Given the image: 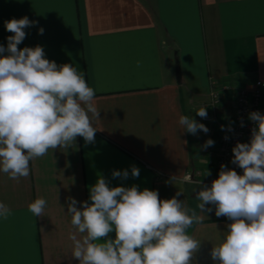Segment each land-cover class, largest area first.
Here are the masks:
<instances>
[{
  "label": "crops",
  "instance_id": "crops-1",
  "mask_svg": "<svg viewBox=\"0 0 264 264\" xmlns=\"http://www.w3.org/2000/svg\"><path fill=\"white\" fill-rule=\"evenodd\" d=\"M24 16L38 24L25 29L18 47L40 45L47 59L82 71L101 119L94 143L77 137L66 150H49L30 161V175L19 181L0 173V202L11 210L0 217V264H79L71 254L68 197L78 208L91 203L98 177L110 187L157 190L162 200L181 191L178 199L201 214L196 192L211 186L206 181L233 96H225L212 123L196 111L214 114L207 105L213 87L239 90L264 81V0H0V45L6 48L12 35L4 22ZM181 115L211 131L187 133ZM208 139L214 145L205 148ZM133 166L139 177L131 175ZM114 170L129 176L114 178ZM187 173L192 183L183 182ZM38 197L47 201L40 217L28 208ZM206 207L213 211L186 230L200 241L192 264H214L211 250L231 223Z\"/></svg>",
  "mask_w": 264,
  "mask_h": 264
},
{
  "label": "clouds",
  "instance_id": "clouds-1",
  "mask_svg": "<svg viewBox=\"0 0 264 264\" xmlns=\"http://www.w3.org/2000/svg\"><path fill=\"white\" fill-rule=\"evenodd\" d=\"M35 24L38 21L27 16L5 21L12 35L7 37L6 48L0 45V173L16 181L27 178L30 161L49 150H66L75 145L77 137L86 145L94 143V122L101 119L95 91L82 71L47 59L40 45L18 47L26 38L25 29ZM43 32L39 28V34ZM196 115L206 119V108ZM249 119L255 125L250 142H237L232 148L231 163L242 174L222 164L211 186L196 192L201 214L178 199L181 191L162 200L157 190H140L136 185L110 187L103 177L90 187L91 203L79 202L82 206L78 208V201L68 197L66 214L75 230L69 233L73 258L79 264H192L200 241L186 230L201 223L202 214L213 211L206 206L213 205L217 217L231 221L221 242L211 250L214 264H264V114L253 111ZM178 123L192 135L209 131L187 115L179 116ZM213 145L208 139L203 147ZM139 174L133 166L131 175ZM112 176L127 179L129 172L114 170ZM183 182L193 181L185 175ZM46 207L43 197L28 205L36 217L43 216ZM10 212L0 202V217L7 219ZM113 232L114 238L110 236Z\"/></svg>",
  "mask_w": 264,
  "mask_h": 264
},
{
  "label": "built area",
  "instance_id": "built-area-1",
  "mask_svg": "<svg viewBox=\"0 0 264 264\" xmlns=\"http://www.w3.org/2000/svg\"><path fill=\"white\" fill-rule=\"evenodd\" d=\"M228 94H232L233 101L229 104L230 112L226 123L220 125L223 126V130L221 128L218 136L214 172L212 177L206 181L208 185H211L212 181L218 178L222 164L234 169L238 174H242V169L231 163L234 155L232 148L237 142H250L251 129L255 125L249 119V114L253 111L264 114V81L257 80L251 88L245 87L239 90H235L229 85H224L222 88L213 87L210 91L207 105L214 114L208 116L204 121L212 123L217 119L216 113L221 108L222 103L225 101V96ZM241 122H243V126H241ZM186 175L191 176L192 181L194 180L191 173H187Z\"/></svg>",
  "mask_w": 264,
  "mask_h": 264
}]
</instances>
